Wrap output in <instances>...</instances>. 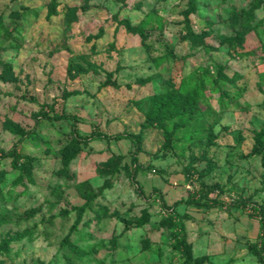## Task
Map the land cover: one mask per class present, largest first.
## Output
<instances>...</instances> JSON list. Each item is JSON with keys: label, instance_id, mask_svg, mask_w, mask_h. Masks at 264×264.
I'll return each instance as SVG.
<instances>
[{"label": "rangeland", "instance_id": "374dc122", "mask_svg": "<svg viewBox=\"0 0 264 264\" xmlns=\"http://www.w3.org/2000/svg\"><path fill=\"white\" fill-rule=\"evenodd\" d=\"M262 127L264 0H0V264H264Z\"/></svg>", "mask_w": 264, "mask_h": 264}, {"label": "trees", "instance_id": "16d2710c", "mask_svg": "<svg viewBox=\"0 0 264 264\" xmlns=\"http://www.w3.org/2000/svg\"><path fill=\"white\" fill-rule=\"evenodd\" d=\"M190 11L193 12L195 11V8H194V5L193 3H190ZM190 34L194 37H197V35H195L194 33H192V31H190ZM185 90V89H183ZM179 100H180V96L179 95H175V96H167L166 99H165V108H167L168 106H171V107H175L178 103H179ZM159 103H160V106L157 107V110H162L163 109V100H159ZM163 103V104H162ZM156 114L155 115H150V114H147L146 115V120L147 121H153L155 118H156ZM56 119H59L60 117L59 116H55ZM20 134H26L25 132L23 131H20ZM28 136L32 135L30 132L27 133ZM101 137H104V136H101ZM114 139L116 140H119V139H122V138H127V135H115L113 136ZM128 138L131 139L132 142H134V140L132 139L131 136H128ZM264 141V127H262L261 129H259L255 135H254V147L257 148V146ZM261 162H262V165L264 166V156L261 157ZM84 210V207L81 206L79 207L78 211H79V214H78V218L76 219V221L74 222L73 224V228L76 227L77 223L79 222V217H80V214L81 212ZM258 221H259V225H260V236H261V251H263L264 249V214L261 213L258 217ZM183 231V227L180 226L179 228V231H178V235L175 239V244H174V248L178 249L180 252H183L182 254H184L186 257H188L189 253H190V245L186 242L185 238H184V235L181 233ZM68 243V241H66ZM8 241H5V245H7ZM4 245V246H5ZM74 247V246H73ZM75 248V247H74ZM76 250H79L77 247H76Z\"/></svg>", "mask_w": 264, "mask_h": 264}]
</instances>
